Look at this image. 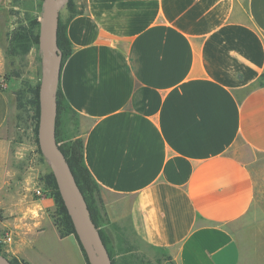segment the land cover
<instances>
[{
	"label": "crops",
	"instance_id": "0c3cea01",
	"mask_svg": "<svg viewBox=\"0 0 264 264\" xmlns=\"http://www.w3.org/2000/svg\"><path fill=\"white\" fill-rule=\"evenodd\" d=\"M44 4L0 0L5 88L43 79L38 43L12 52L10 38L27 25L18 16L39 21ZM73 4L81 10L71 17L59 9L70 42L59 86L107 218L173 264H241L232 224L254 201L247 156L264 153V0ZM9 114L0 87V238L12 234L4 253L24 264H85L75 235L60 236L54 199L22 145L2 136Z\"/></svg>",
	"mask_w": 264,
	"mask_h": 264
},
{
	"label": "rangeland",
	"instance_id": "374dc122",
	"mask_svg": "<svg viewBox=\"0 0 264 264\" xmlns=\"http://www.w3.org/2000/svg\"><path fill=\"white\" fill-rule=\"evenodd\" d=\"M14 2L17 3L19 0H14ZM65 3L66 0L61 6L65 5ZM32 5H34L33 2H31ZM33 17L31 12H25V15L18 16V19L22 20L25 18L27 25L24 27L28 28L31 21L36 19ZM4 83L2 87L8 93L10 114L6 126L2 129V136L10 139L15 145L21 144L24 146L20 147L22 149L21 152H23L22 155L24 159L29 161L31 172L36 176L37 182L45 188L42 178L45 174L51 172V168L48 158L41 153L38 147L37 132L35 131V108L31 103V88L38 83L34 84L29 80L22 79L19 84L13 85L14 88L12 86L5 88ZM13 155H17V153L14 152ZM247 158L248 167L254 180L255 196L248 211L232 224V235L240 248L241 264H264V153H252ZM45 191L48 192L47 189ZM54 211L55 203L51 210L52 217ZM101 228L108 238L109 247L116 259H119L117 256L119 236L139 256L136 264H173L167 250L143 245L127 226L102 222ZM3 244L4 241H0L2 251L4 250Z\"/></svg>",
	"mask_w": 264,
	"mask_h": 264
},
{
	"label": "trees",
	"instance_id": "16d2710c",
	"mask_svg": "<svg viewBox=\"0 0 264 264\" xmlns=\"http://www.w3.org/2000/svg\"><path fill=\"white\" fill-rule=\"evenodd\" d=\"M66 10L68 11L69 17L80 12V8H76L73 4V0H66L65 3ZM39 26L37 19L31 21L28 28L18 27L10 38L11 51L20 50L21 52H27L32 43H38L39 31L34 32L33 28ZM57 46L61 54V61L57 68L56 75L54 77V82L52 85L54 99L56 103V116L53 120L54 130H55V140L63 152L65 159L70 167V170L75 178V181L83 194V197L86 201L87 208L89 210L90 217L97 227L103 243L105 244L107 251L109 253L112 264H136L139 260V256L134 252L133 249L128 247V245L123 241V238L118 236L119 250L117 256L119 259H116L113 256L111 248L109 247L108 238L101 228L102 222H110L107 218L104 210V206L100 197V192L97 183L94 181L92 175L90 174L88 168L84 164L83 155H82V141L77 137L76 131V115L73 109L66 102L61 88L59 86V74L61 66L65 59L70 54V42L67 38L65 32V26L62 24L60 18H58V27H57ZM8 75H3V80L6 81ZM261 84H264V74L261 77ZM39 85L36 84L31 88L32 100L31 103L35 108L36 116V126L35 131L37 132L38 120H39ZM0 87L2 85L0 84ZM37 140V139H36ZM43 181L45 183V188L48 190L55 203V211L53 214V221L56 228L59 231L61 237L74 234L77 238L71 219L67 213V210L60 198L57 186L51 172L43 176ZM112 223V222H110ZM116 225V223H112ZM132 234L133 231L130 229ZM135 236V235H134ZM78 240V238H77ZM80 244V243H79ZM126 245V246H125ZM84 255L85 252L80 245ZM0 252L6 256V254L1 250ZM7 257V256H6ZM86 258V255H85ZM12 264H24L22 261L14 257L9 258ZM85 264H89L87 258Z\"/></svg>",
	"mask_w": 264,
	"mask_h": 264
},
{
	"label": "water",
	"instance_id": "95a60500",
	"mask_svg": "<svg viewBox=\"0 0 264 264\" xmlns=\"http://www.w3.org/2000/svg\"><path fill=\"white\" fill-rule=\"evenodd\" d=\"M64 1L44 0L43 15L39 20L38 46L42 51V63L46 71L39 85L38 147L49 160L60 198L89 264H112L100 233L90 217L83 194L55 140L53 120L56 116V103L52 85L61 61L56 39L59 9ZM0 264L12 263L0 252Z\"/></svg>",
	"mask_w": 264,
	"mask_h": 264
},
{
	"label": "built area",
	"instance_id": "2783aa9c",
	"mask_svg": "<svg viewBox=\"0 0 264 264\" xmlns=\"http://www.w3.org/2000/svg\"><path fill=\"white\" fill-rule=\"evenodd\" d=\"M4 83V81H3V79H1L0 80V84L2 85ZM43 192H44V190L41 188H37V189H35V193L37 194V195H42L43 194ZM11 237H12V234L8 231V232H6L5 233V235L1 238V240L0 241H10L11 240Z\"/></svg>",
	"mask_w": 264,
	"mask_h": 264
}]
</instances>
